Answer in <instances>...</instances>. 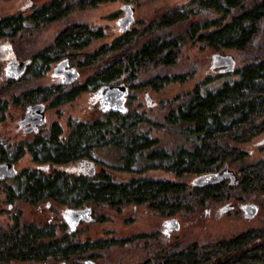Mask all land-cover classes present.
Listing matches in <instances>:
<instances>
[{
	"label": "trees",
	"instance_id": "obj_1",
	"mask_svg": "<svg viewBox=\"0 0 264 264\" xmlns=\"http://www.w3.org/2000/svg\"><path fill=\"white\" fill-rule=\"evenodd\" d=\"M109 1L114 0H49L33 6L28 15L14 12L0 17V52L5 49L8 55L0 56V77L6 75V84L0 87V124L10 106L26 107L24 118L34 113L33 108L43 107L46 118L45 102L52 98L49 106L60 107L105 87L126 90L120 107L102 98L101 111L91 118L69 117L65 126L56 122L49 128L45 121L36 130L21 124L26 132L22 136L0 137V165L13 164L16 170L15 175L0 177L9 203L56 204L65 209L63 216L70 227L65 230L50 220L30 222L14 207L12 222L0 224V264H75L76 259L92 258L93 251L131 242L141 248L135 261L107 264H264V222L208 241L188 234L164 236L157 231L125 239L78 238L77 228L95 222L100 208L121 212L130 206H145L172 219L176 230L179 218H188L199 208L224 203L220 210L226 214L235 203H259L264 196V140L259 146L263 156L256 161L245 149L264 134V0H190L138 28H127L93 51L87 49L105 33L83 23L67 25L42 49L31 45L33 35L43 27ZM4 42L8 43L5 48ZM186 43L214 51L215 66L229 65L178 92L162 117L141 110L140 104L139 109L132 107L130 91L160 90L196 79V73L168 72L177 65ZM79 56L83 59L76 61L78 67L96 69L77 83L81 74L72 64ZM23 62L20 76L8 75ZM53 64L55 69L66 65L64 69L76 70L79 75L72 81L62 78L53 87L30 88ZM148 97L146 108L152 109L155 102L151 98L149 102ZM160 131L175 134L179 144L162 141ZM109 149L119 153V166L104 158ZM26 156L31 165L18 170L16 163ZM86 162L96 164L93 175L86 172ZM97 164L106 168L98 171ZM226 167L234 171L233 178L220 177ZM147 170L162 171L172 178L143 175ZM115 171L135 175L121 180ZM189 175L194 177L185 183ZM256 203L245 204L256 207L255 215L259 211ZM74 211H85L89 220L75 224Z\"/></svg>",
	"mask_w": 264,
	"mask_h": 264
},
{
	"label": "rangeland",
	"instance_id": "obj_2",
	"mask_svg": "<svg viewBox=\"0 0 264 264\" xmlns=\"http://www.w3.org/2000/svg\"><path fill=\"white\" fill-rule=\"evenodd\" d=\"M49 0H0V17L12 14L14 12H20L24 15H28L31 12V8L34 6H41ZM190 0H114L99 4L97 7H93L84 11H77L72 16L63 20L61 22H54L46 27H43L40 31L35 32L33 35V42L31 45L35 47L34 49L39 50L50 43H52L57 36L67 25L71 23H83L89 25L93 28H101L105 36L101 39L95 40L87 51H93L102 45L111 43L115 38L119 37L127 28H138L141 23H147L153 18H157L162 12L172 9L175 7H182L184 4L188 3ZM31 2V3H30ZM132 11L133 20L136 21L135 24L130 23L128 27L122 24L124 18L129 15L130 10ZM124 23V22H123ZM3 47H7L8 43L4 42ZM180 58L177 65L170 67L168 72L171 74H178L184 72L196 73V79L192 78L186 83L179 84L178 82L169 84L160 90H154L150 87H146L143 90H133L129 92V97L133 99L132 107H137L139 104L142 106L141 110H150L153 117H162L161 115L167 111L169 101L178 93L189 88H192L198 79H201L206 74L216 75L219 73L217 68L225 66H215L214 64V51L209 48H202L200 45H192L191 43H186L181 47ZM1 57L8 58L6 54L7 51L2 50ZM11 56V55H10ZM9 58H15L10 57ZM83 59L82 56L75 58L74 65L80 72V77L77 81L81 82L85 80L96 68L83 69L78 67L76 61ZM8 60V59H7ZM2 69L6 67V63H1ZM15 66L12 65V68ZM56 64L51 66V69L43 75L38 81H33L30 83V88L33 86H56L61 83L62 78H66L64 74L53 71ZM62 69V68H61ZM13 73H15L13 71ZM64 73V68H63ZM12 76L11 74H8ZM5 72L3 76L0 77V87L6 83ZM107 93V92H103ZM98 92L94 94L83 93L74 102L63 104L60 107H50L52 98L50 101L45 102L47 105L46 110V124L45 128H49L54 123H60L65 126L66 121L69 117L74 118H88L93 117L94 114L97 115L96 111H101L102 95H98ZM112 101L116 98L117 92H112ZM146 95H150V98L155 102V106L152 109L146 108ZM107 102V101H105ZM109 103V102H107ZM26 107L10 106L9 110L5 114L4 123L0 124V137L7 138L20 137L24 133L22 123L25 116ZM90 117V118H91ZM21 125V127H19ZM35 127L36 125L33 124ZM31 127V123L25 124L24 128ZM30 133V132H29ZM158 136L162 141L175 145L179 141L177 136L166 131H160ZM264 140V134L257 137L254 141L246 145L245 149L252 154V160L256 161L263 156V152L259 146ZM179 144V143H178ZM104 158L111 165H120L119 153L114 150L104 151ZM30 157L26 156L24 159L16 163V168L21 170L25 166H30ZM97 164V170L104 168ZM106 168V167H105ZM6 169H1L3 173H6ZM117 172V176L121 180H128L134 173L129 172ZM143 175H148L149 177H167L172 178L169 174L163 173L162 171H152L147 170ZM193 175L186 176L184 179L185 183H190L193 179ZM6 194L0 185V224H6L12 222V215L14 207L21 210L23 218L27 220L46 223L50 220L53 224H58L64 226L65 230L70 229L68 222L64 219L63 207L56 204L52 205L42 203L39 206H30L24 202H16L15 205L9 203ZM261 202L256 203L253 201L246 202L244 204L235 203L236 207L231 209L230 212L226 214H221L226 212V210H220L224 203L216 204L213 206H205L199 208L188 218H179L180 225L173 230L172 219L162 218L152 212H150L145 206H130L125 208L121 212H115L112 209L100 208L96 210L95 217L96 221L93 223H83L77 228L78 238L81 241H95L99 239H125L132 237L133 235L140 233H151L160 232L162 235L170 237L176 235H186L194 237L201 241H208L213 239H218L221 237H228L233 235L237 231L246 229L247 227H254L260 225L264 222V196ZM256 203L259 205V211L257 215L251 216L252 208H248L249 204ZM244 205V208L242 207ZM248 217L244 216L245 213ZM74 221V220H73ZM72 221V222H73ZM169 221V222H168ZM28 222V221H27ZM170 223L168 226L167 224ZM61 234V233H59ZM141 248L133 242L127 244L124 247L114 245L109 250L102 249L93 251L94 254L91 257H86L83 260L75 261V264H86L87 260L96 261L98 264H107L112 261H135L136 256L140 252ZM12 264H60L55 262L39 263V262H13ZM88 264V263H87Z\"/></svg>",
	"mask_w": 264,
	"mask_h": 264
},
{
	"label": "water",
	"instance_id": "obj_3",
	"mask_svg": "<svg viewBox=\"0 0 264 264\" xmlns=\"http://www.w3.org/2000/svg\"><path fill=\"white\" fill-rule=\"evenodd\" d=\"M133 10L134 9L131 8V10H130L131 12H129V15H127V17L124 18V20H123L124 23L122 22V24L125 25V27H128L129 24L133 22V19H132L133 18L132 17V11ZM20 64L21 65L17 69L15 68V70H14L15 73L11 74L13 77H18L23 72L22 66H25L26 62H23ZM226 64L229 65V63H226ZM65 66L66 65H59L55 69V72H57V74L58 73L64 74V75L66 74L65 76L68 79V81L74 80L79 75L78 71L73 70V69H70V70L68 69L67 71H64V73H63V68H65ZM233 67H234V62H232L230 69ZM228 69L229 68H227L226 70H228ZM111 91L117 92V96L113 101H112V99H109V97H112ZM103 92H107V93L105 94ZM98 93H99V95H102V97L104 98L105 101L111 103L112 106H115V107H120L124 103L125 97H126V90H122L121 87H118V88H110V87L107 88V87H105L102 90H100ZM147 100L150 102L149 97L147 98ZM33 109H34V113H32L31 115L24 118V120L22 122V124L24 126L27 123H31V128H29V130H31L32 128H34L36 130V128H35L36 126L42 125L46 121L45 111H44L43 107L37 106ZM33 124H35L36 126L34 127ZM2 168L6 169L5 170L6 173H3L1 171ZM85 170L89 175H93L94 171L96 170V164L86 162L85 163ZM15 174H16V170H15L13 164L4 163V164L0 165V177H6V176L15 175ZM219 175H220V177L228 175V176L233 178L234 177V171L230 170L228 167H226L224 170H222L220 172ZM256 212H257V209L255 206H253L251 216H254L256 214ZM88 216H91L90 211L88 212ZM72 217L75 221V224H78L81 219L89 220V217H87V213L85 211H74L72 214ZM176 225H177V227L179 226L178 224H176Z\"/></svg>",
	"mask_w": 264,
	"mask_h": 264
},
{
	"label": "flooded vegetation",
	"instance_id": "obj_4",
	"mask_svg": "<svg viewBox=\"0 0 264 264\" xmlns=\"http://www.w3.org/2000/svg\"><path fill=\"white\" fill-rule=\"evenodd\" d=\"M68 69H64V71H67Z\"/></svg>",
	"mask_w": 264,
	"mask_h": 264
}]
</instances>
